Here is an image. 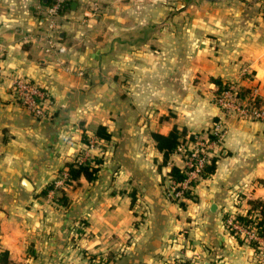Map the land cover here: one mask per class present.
<instances>
[{
  "label": "crops",
  "instance_id": "0c3cea01",
  "mask_svg": "<svg viewBox=\"0 0 264 264\" xmlns=\"http://www.w3.org/2000/svg\"><path fill=\"white\" fill-rule=\"evenodd\" d=\"M222 5L206 4L211 12L185 20L183 34L174 18L161 34L154 13L143 19L138 4L116 6L114 16L130 9L132 17L105 16L119 25L90 31L85 45L66 17L59 29L67 54H47L35 40L45 11L38 18L31 0H0V250L9 264H264L224 221L248 199L264 200V121L222 112L211 82L251 89L264 104V18ZM18 78L47 92L45 118L15 98ZM216 124L215 172L183 208L167 195L182 156L173 152L164 164L152 135L177 127L186 139H210ZM99 126L110 140L96 137ZM85 153L89 162L103 158L98 178H81L66 189L70 205L51 210L43 190Z\"/></svg>",
  "mask_w": 264,
  "mask_h": 264
},
{
  "label": "built area",
  "instance_id": "2783aa9c",
  "mask_svg": "<svg viewBox=\"0 0 264 264\" xmlns=\"http://www.w3.org/2000/svg\"><path fill=\"white\" fill-rule=\"evenodd\" d=\"M67 0H56L55 3L48 7L44 13V20L46 21V29L39 36L36 35L35 40L41 45L42 50L47 53L58 52L60 54H67V48L61 44L60 40V25L61 21L67 19L65 16H61L59 13L60 7ZM34 39V37H30ZM237 90L236 85H231L227 90H224L217 98L216 105L222 112L233 113L249 118L252 120L264 121V104L258 109L246 106L243 102L235 97ZM47 92L43 90L33 81L26 78H18L13 82V95L18 100L20 105L26 109L34 118L42 119L47 115V104L49 98ZM223 129L220 124H216L213 128L212 134L216 137L215 140L202 139L194 137V140L186 144H181L177 147L174 153L181 155L183 159L182 170L186 173V179L179 184L174 181L171 183L167 190V195L174 201L179 202L184 200V192L190 187V184L200 179V175L203 171L206 163L212 157L210 154V147L220 140ZM89 148L95 147V141L91 139L89 142ZM91 155L85 153L80 159L81 162L91 160ZM68 177L65 171L61 178L57 180L56 186L65 185ZM232 226L236 229L242 237H244L247 243L252 241L257 242L262 246L261 260H264V240L257 235L253 230L241 227L234 223L233 219L226 222V226Z\"/></svg>",
  "mask_w": 264,
  "mask_h": 264
},
{
  "label": "rangeland",
  "instance_id": "374dc122",
  "mask_svg": "<svg viewBox=\"0 0 264 264\" xmlns=\"http://www.w3.org/2000/svg\"><path fill=\"white\" fill-rule=\"evenodd\" d=\"M55 1L56 0H31V3L34 7L33 14L38 18L43 16L42 11L44 12L47 7H51L55 3ZM77 3L79 10H76L74 13H70L68 10L69 13L67 12L61 16H65L71 19V21H74L75 26L73 33H77L80 39L84 40L81 45L86 44L87 35L90 31L92 33L95 32L97 35H103L104 30H107V27L111 28L119 25L111 22H102L105 16L117 17V19L121 17H132L129 15L131 12L130 9H127L121 14L114 16L116 6L123 8L129 6L130 4H138L141 8L140 10H142V14L140 16L143 17V19L148 15V13H154L153 17L159 18V22L154 27L158 28L161 34L165 33L166 31L164 30H166L167 28H171V26L167 24V21L171 18L176 19L177 34H183L187 29V27L185 26V20H199L205 18L208 13L211 12L210 9H205L206 4L209 3L212 5L211 7L219 8L224 7L222 4L235 7L238 6V4H241L243 9H245V11H250V14H252L254 17L264 18V0H77ZM36 12L39 13L36 14ZM212 97L216 102L215 94L212 95ZM65 186L66 185L57 187L55 183L53 189L48 191L47 195H43L45 197L44 200L46 201L43 204H49L51 210L59 209L58 207H60L61 205L57 202V199L58 197H60L63 191V187L65 188ZM67 188L69 187H66V189ZM233 215L234 213L230 214L229 212H226L224 214L225 223H228V220L233 219ZM242 238L243 243L249 245V243L245 241L244 237ZM262 250L263 248L262 246H260V252L257 253L258 260H261ZM91 255L93 254H90V256ZM100 257L102 256L95 255L97 261L102 259ZM261 261L264 262V260Z\"/></svg>",
  "mask_w": 264,
  "mask_h": 264
},
{
  "label": "trees",
  "instance_id": "16d2710c",
  "mask_svg": "<svg viewBox=\"0 0 264 264\" xmlns=\"http://www.w3.org/2000/svg\"><path fill=\"white\" fill-rule=\"evenodd\" d=\"M70 2L67 0L63 3L60 7L59 13L60 15H64L65 13L69 12L73 13ZM68 12V13H69ZM245 77H249V74L245 75ZM211 82L214 84V94L217 98L224 90H227L231 85H236L230 81H223L219 78L211 79ZM46 93V91H45ZM48 98V94H46ZM235 97L243 102L246 106L251 108L258 109L263 105L260 98L254 96L251 89L237 87L235 92ZM95 135L99 140H110L111 134L107 131L104 126H99L95 131ZM153 138L157 143V147L159 150L164 152V164H166L168 160V156L173 153L177 147L181 144H186L194 140L193 136H190L189 139H186V131L185 129L179 130L177 127H174L173 130L168 135H161V134H153ZM210 139L215 140L216 137L214 135H210ZM83 142L88 144L89 137L86 134H83ZM216 157H211L209 162L203 168V171L200 175V179L198 181H194L190 184V187L187 191L184 192V200L179 201V205L183 208L186 207V201H195L194 195V187L196 184L203 178H207L211 176L216 169ZM103 163V158L94 157L91 162H76L70 161L65 163V169L68 174V177L65 182V188L63 187V191L58 197L57 202L67 208L70 205V200L66 195V187L76 186L79 184V180L81 178H85L88 181H95L98 178V174L100 171V166ZM169 177L172 181L176 184L182 183L186 179V173L178 167L173 166L169 172ZM54 187V183L48 184L42 192V195H47L48 191L52 190ZM240 197V196H239ZM247 204L249 205L248 208L242 213H234L233 220L234 223L238 224L241 227L247 228L249 230H253L257 233L264 240V200L261 199H248ZM230 234L235 237L240 243L243 242V238L241 237L240 233L234 229L231 225L227 226ZM250 247L253 248L255 253L260 252V245L257 242H250ZM0 264H9L8 262V253L6 251L0 250Z\"/></svg>",
  "mask_w": 264,
  "mask_h": 264
},
{
  "label": "water",
  "instance_id": "95a60500",
  "mask_svg": "<svg viewBox=\"0 0 264 264\" xmlns=\"http://www.w3.org/2000/svg\"><path fill=\"white\" fill-rule=\"evenodd\" d=\"M77 4H78L77 0H70V7L72 10L77 9ZM23 186L25 187L27 191H31L33 189L31 183L27 179L23 180ZM204 264H213V263L205 262Z\"/></svg>",
  "mask_w": 264,
  "mask_h": 264
}]
</instances>
